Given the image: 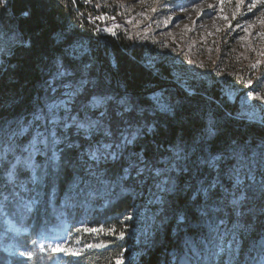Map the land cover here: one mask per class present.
I'll list each match as a JSON object with an SVG mask.
<instances>
[{
	"label": "trees",
	"instance_id": "1",
	"mask_svg": "<svg viewBox=\"0 0 264 264\" xmlns=\"http://www.w3.org/2000/svg\"><path fill=\"white\" fill-rule=\"evenodd\" d=\"M107 10L108 7L100 6L98 0H7V6L0 8V27L7 37H12L9 52L0 57V151L3 152L0 157V205L2 211L11 219L32 224V231L37 233L42 227L50 230L52 225H61L58 214L70 199L75 200V206L81 208L84 205L85 210L94 203V200L101 198L93 219L88 223L94 229L84 230L79 226L73 228V236L81 249L79 253L71 256L70 264H117L121 256L129 254L134 229L140 224L136 212L145 206L153 182L152 179L145 177L148 174L145 172L134 190H122L114 183L105 185L106 188L103 190L105 182L103 184L90 182L91 188L87 192H77L78 184L83 182V186L86 187L89 182L85 181V171L69 164L64 154L70 153L75 161H79L82 154L87 153L89 145L85 142L88 138L82 132L78 133L71 124L68 129H60L65 133V142L57 145L60 159L56 162V166L49 165L53 148L47 149L44 155L41 153L36 155L33 161L37 166L36 173L39 177L36 184L32 179V169L17 164V159L24 160L28 156L29 152L25 149L30 151L29 145L36 137L37 130L45 127L42 118L37 115L47 112L46 100L53 96L50 92L52 87H48L53 72L52 60L60 57L64 62L65 49L79 36L89 37L94 53L100 51V42L94 38V34L97 32V23H101L98 17ZM25 12H28L27 16L23 15ZM103 38L105 49L102 51V56L107 58L105 51H111L115 67L112 71L111 69L108 71L111 72L109 76L111 84L99 74L98 80H103L113 92L124 91L137 99L151 100L145 94L146 91L167 85L173 80L172 69L165 60L157 59L153 66L147 63L146 45L139 43L136 38L122 32L109 34ZM67 58L75 60L70 59L69 55ZM75 62L77 65V60ZM90 74L94 75L96 71L92 69ZM73 76L75 77L76 74L74 73ZM204 82L193 98H186L185 94L179 93L174 88L170 89L171 94H168V100L172 104L182 106L185 131L178 130L174 136L169 132L167 124L158 121L160 123V129L156 130L159 132L158 135L149 132L147 137H141L153 151L158 150L157 167L163 165V157L171 155L174 144L180 145L178 139L180 135H184L185 140L192 135L198 136L210 121L218 120L227 128L230 136L235 140H243L249 144V147H257L264 141V123L253 122L250 125H242V121L238 120L239 116L236 115L239 112L237 103L227 99L214 83ZM86 88L92 87L86 86ZM90 99V96L85 98L83 90L72 103L71 114L82 112ZM211 106L224 111L232 123ZM92 112L99 114L96 109ZM77 115L75 117H83L82 113ZM67 143L74 147L68 148ZM215 143L218 147H222L224 140L221 138ZM134 147L135 144L129 146V148ZM138 150L143 152V148ZM227 160L231 164L234 162L232 157ZM13 166L16 174L13 181H9L8 173ZM177 168L179 171L175 170L172 174L178 179L181 188L191 177L194 169L190 161L180 164ZM224 170L221 169V172L223 173ZM207 171L206 166L201 169L202 176L200 174L199 178L202 179ZM101 173H104L103 168ZM225 183L230 185L231 181ZM220 187L219 184L216 185V188ZM251 190L254 191L252 187ZM211 192L216 193L211 199L217 200L218 193L214 189ZM255 192L256 199L250 203L253 214L242 219L251 230L242 237L243 244L237 259L238 264L252 252V242L259 240L264 233V212L261 211L264 205H261L260 191ZM193 193V189H189L187 194H181L180 191L169 195L166 206L171 208L173 203L180 204L185 199L191 202ZM24 194L40 198L39 204L29 218L24 216L27 213L21 208ZM199 199L201 203L204 202L203 197ZM220 200L222 201L219 203L223 206L228 202V198ZM4 213L0 211V217ZM126 215L132 218L126 219ZM197 215L199 216V213ZM168 217L171 215L165 213V205H163L162 211L157 215L162 227L158 228L150 239L147 253L138 261H130L126 264H172L169 259V249L183 251L187 248L183 242L185 230L190 231L197 241L208 221L207 218L194 220L196 226L192 223L190 227L178 230L173 236L168 228L172 220L167 219ZM232 217V221L237 219L236 214H232ZM165 226L167 227L164 228ZM111 229H115V233ZM120 231L125 233L123 239L117 238ZM8 236L10 237L9 234ZM4 240L15 244L24 242L25 239L11 240L6 236ZM199 251L200 253L202 251L200 246L193 254L194 259ZM41 258V255L36 254L30 262L18 260L0 245V264L49 263V260L42 261ZM219 264H225L224 257L220 259Z\"/></svg>",
	"mask_w": 264,
	"mask_h": 264
},
{
	"label": "rangeland",
	"instance_id": "2",
	"mask_svg": "<svg viewBox=\"0 0 264 264\" xmlns=\"http://www.w3.org/2000/svg\"><path fill=\"white\" fill-rule=\"evenodd\" d=\"M179 1L182 0H138L137 5H134L132 0H98L100 6L108 7V10L98 17L101 23H97V32L94 34V38L99 40L101 45V56L99 57L98 52H93L91 41L87 36L77 37L72 44L68 45L65 53L69 55L70 59L77 60L78 68L85 69L86 66V70L83 71L86 81H97L99 74L111 84L109 77L111 72L108 71L114 69L115 61L111 51H105L107 58L102 56V51L105 49L103 37L122 32L146 45V61L149 65L153 66L157 59H162L172 69V81L167 85L155 87L145 92L150 99L154 92L163 93L165 101L168 102V94H171L170 89L174 88L179 93L184 94V89L189 85H194V89L189 90L196 95L202 83L207 81L214 83L227 99L237 103L239 112L236 115L239 116L237 119L242 121V125H250L253 122L263 124L261 121L264 118V0H211L200 7L199 11L214 10L215 6L220 5L219 9L224 15L223 20L216 19L215 23L213 22L212 25L201 29L195 26L193 20H184L182 25L177 20L170 24L166 22L169 15L165 9L176 8ZM191 14L192 11L187 13V15ZM243 20L246 23V30L241 35H237L234 32ZM11 40L12 37H7L0 27V57L9 52L12 46ZM72 50H75V56L71 54ZM60 63H63L60 57L52 60L53 72L48 87H52L50 92L53 93V96L46 100V107L51 104L67 102V107L71 111L72 103L83 91V88L69 99L66 93L69 90L68 85L72 84V80L56 74V67ZM92 69L96 71V74H90ZM68 71L72 75L74 74L71 68ZM79 79V76H75L77 83ZM86 86L92 87V84L85 83L84 87ZM59 87H61L60 91ZM123 92L121 91V93ZM250 92L252 93L251 96L249 95ZM211 108L216 110L213 106ZM93 110L87 109V114L95 120L99 114L92 115ZM59 112L61 116L64 115L63 107L59 109ZM78 113L83 114L82 118L77 117V119L82 120L85 115V108L83 107L82 112L71 115L76 116ZM38 116L42 118L45 127L37 130L36 137L38 133L44 134L50 130L49 121L44 118V114L41 113ZM251 116H254V119L248 118ZM149 127H153V125H149ZM41 139H44L43 135ZM261 145H264V141L257 147H250L247 152V159L243 164H241L239 157L228 156L215 167H209L200 160L198 154L194 156L191 150H189L188 160L181 159L167 164L170 156L179 150L178 148H172L171 155L163 157V165L159 168H164L167 164L169 174L181 194H187L189 189H193V198L197 196V190L208 189L209 185L212 186L211 191L214 189L218 193L217 200H209V206L213 209L218 208L219 211H213L212 215L207 218L208 221L203 234H200V238L196 241L190 231L185 230L183 242L187 248L183 251L169 249V259L172 264H219L222 257H224L225 264H238L237 259L243 244L242 237L244 233L251 230V227L248 226L242 233L233 232L237 219L232 221V214L235 213L231 211L230 201L232 193L236 192L237 172L242 191L250 186L254 191H260L261 183L264 182V158H261L258 153ZM43 147V144L37 145L39 150L33 153V161H35L37 154L44 155L47 149ZM87 147L88 152L89 146ZM52 150L58 156L57 145ZM2 154L3 152L0 151V157ZM229 157L234 159L232 164L227 160ZM187 161L192 163L194 171L180 188L179 181L172 172L179 171L175 167L177 163L180 165ZM193 161L197 162L194 163ZM205 166L208 171L201 179L199 175ZM221 169H225L223 173ZM185 171H187L186 168ZM221 173L222 177L220 176ZM154 176L155 169L152 170L151 175L146 174L145 176L152 179V188L145 206L136 212L140 224L134 229V234L132 233L130 253L121 256L117 260V264L118 261H121L122 264L130 261L136 262L141 259L143 254L147 253L150 247V239L157 232V229L162 227V222L157 219V215L162 211L163 205L154 202L156 196H160L166 201L169 195L177 193V191L167 194L158 193L156 185L159 181L154 179ZM159 179H167V177L162 176ZM225 181H231V184L228 185ZM104 182L103 190L106 188L105 185H112V182L108 180ZM217 184L221 187L216 188ZM225 195H227L228 202H225L226 204L223 206L219 202L222 201L220 199H225ZM199 197L204 199V193L201 192ZM100 201L101 198H97L93 204L84 210V205L81 208L75 206V200L70 199L65 208L58 214L61 225H52L50 230L42 227L37 233L32 231V224H26V221L20 223L11 219L2 211L0 205V211L4 213L0 217V245L9 255L18 260L23 259L30 262L36 254H39L43 258L42 261L49 260L48 264H70L71 256L79 253L81 249L73 236V228L79 226L84 230H93L94 227L88 223L93 219L94 211ZM22 202L21 208L27 213L24 216L29 218V215L35 211L39 204L40 198L33 197L31 194L30 196L24 194ZM169 218L172 220L171 217L167 219ZM192 223L196 226L194 222ZM241 224H244L242 220ZM168 228L171 235L174 236L178 233L173 220ZM234 235L236 239L235 254L230 257L227 253H220V247L228 249L232 245ZM6 236L11 240L17 238L25 240L14 244L12 241H5ZM198 246L202 251L201 253L199 251L194 259L193 254ZM53 248L58 250L54 252L52 251ZM251 251L240 264H264V233L259 240L252 242ZM28 252L33 254L31 259H28L27 255H20V253Z\"/></svg>",
	"mask_w": 264,
	"mask_h": 264
},
{
	"label": "snow or ice",
	"instance_id": "3",
	"mask_svg": "<svg viewBox=\"0 0 264 264\" xmlns=\"http://www.w3.org/2000/svg\"><path fill=\"white\" fill-rule=\"evenodd\" d=\"M7 6V0H0V8ZM27 16L28 12L23 13ZM75 56V50L71 53ZM65 59L63 63H60L56 67V74L61 77H66L72 80V84L68 85V92L66 95L71 99L74 95L78 94L80 89L83 88L85 98L91 97L88 104L84 106L85 115L82 120L72 116L67 107V102L62 104H51L47 106V112L44 114V118L49 121L50 130L44 134H37L32 144L29 145V154L24 160L17 159V164L24 168L32 169V179L37 181L39 177L35 171L36 165L33 162V153L38 151V144H43L46 149L54 148L64 141L65 133L60 129H68L71 126L75 127L78 133L82 132L88 139L85 141L89 145V150L86 154H82L81 160L75 161L70 153H65L64 158L69 164L74 167H78L81 171H85V181L89 182L87 186H83V182L77 185V192H87L91 188L90 182L96 184H103L108 179L122 190H134L138 186V181L143 178L145 172L149 175L152 174V170L155 169L154 179H157V191L158 193H169L172 191H180L172 176L169 174V168L167 164H171L172 161H179L181 159H189V149L192 154L199 155L202 160L209 167H215L223 159L228 156H236L240 158L241 164L247 159V152L250 150L249 144L243 140H235L233 136L228 134V130L225 126H222L218 120L210 121L207 127H204L199 135H192L188 140H185L184 135H180V145L174 144V148L179 150L175 151L169 158L164 168H159L156 165V154L158 150L153 151L150 145L146 143L141 137H147L149 132L153 135H158L156 131L160 129V123L163 121L168 125V130L174 136L178 130L185 131L186 126L184 119L182 118L181 105L172 104L170 101H165V95L163 93H155L151 97V100L137 99L134 96H129L127 92L118 93L113 92L103 80L86 81L83 76L85 69L77 67L75 60H69L68 54H64ZM71 68L72 72L79 76V82L75 80V77L68 71ZM85 83H91L92 88L84 87ZM189 89H194V85H189L184 89L186 98H193L194 92ZM251 96L252 93L250 92ZM147 105V107H145ZM63 107L64 115L61 116L59 109ZM96 109L99 112L98 117L93 120L87 114V109ZM92 115H96L95 112ZM254 119V116L248 117ZM264 123V120L261 121ZM153 127H149V125ZM44 139H41V136ZM223 138L224 144L222 147H218L215 141ZM172 142L171 140L169 141ZM135 144L136 147L129 148L130 145ZM68 148H73L74 145L67 143ZM143 148V152L138 149ZM215 153V154H214ZM258 153L261 158H264V145H261L258 149ZM147 157V159L145 158ZM60 159L53 150L51 157L49 158L50 167L56 166V162ZM196 163L197 161H193ZM175 167H180L179 163ZM104 169V173H101V169ZM15 166L8 173L9 181H13L15 177ZM162 176H166L167 179H159ZM211 185L208 189L197 190V196L192 198L191 202L186 199L180 204L173 203L171 208L166 206V201L160 196H156L155 203L165 205V213L171 215L172 220L176 224L177 230L188 228L194 220H203L210 217L213 211H219V209H213L209 206V200L216 193L211 192ZM236 192L232 193V199L230 201L231 211L237 216V224L234 226L233 232L242 233L247 229V224H241V220L247 215L253 214V209L250 203L256 199V192L249 189L242 191V185L239 180V174L237 172L236 180ZM204 193V202L198 198L200 193ZM240 193V195H237ZM227 200V197H225ZM260 201L261 205H264V182L260 186ZM264 212V207L261 208ZM199 213V216L197 215ZM126 219L132 217L125 216ZM222 223V221H221ZM115 233V229H111ZM125 233L120 231L118 234L119 239H123ZM236 245L235 235L233 236L232 245L228 249L220 247V253H227L230 257L235 254L234 246ZM43 247V246H41ZM57 248H53L52 251H57ZM216 254V253H213ZM21 256L27 255L28 259H31L33 254L20 253ZM118 264H122L118 261Z\"/></svg>",
	"mask_w": 264,
	"mask_h": 264
},
{
	"label": "bare ground",
	"instance_id": "4",
	"mask_svg": "<svg viewBox=\"0 0 264 264\" xmlns=\"http://www.w3.org/2000/svg\"><path fill=\"white\" fill-rule=\"evenodd\" d=\"M134 5H137L138 0H132ZM211 0H182L179 1L176 8H166L165 12L169 15L166 22L169 24L175 20H177L180 25L184 23V20H193L195 26L198 29L206 27L208 25H212L215 20H223L224 15L221 13L219 9L220 5L215 6L214 10L210 11H199L200 7H203L205 3L210 2ZM189 11H192L191 15H187ZM235 26V24H234ZM246 30V23L244 20L240 25L237 26L235 30V34L241 35Z\"/></svg>",
	"mask_w": 264,
	"mask_h": 264
},
{
	"label": "water",
	"instance_id": "5",
	"mask_svg": "<svg viewBox=\"0 0 264 264\" xmlns=\"http://www.w3.org/2000/svg\"><path fill=\"white\" fill-rule=\"evenodd\" d=\"M98 55H99V57L101 56V51H98ZM216 110H217V109H216ZM217 111L220 112V113L225 117V119H226L227 121H229V122L232 123L231 119L228 117V115H227L224 111H222V110H217Z\"/></svg>",
	"mask_w": 264,
	"mask_h": 264
}]
</instances>
